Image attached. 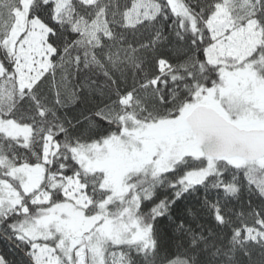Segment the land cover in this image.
<instances>
[{
    "label": "snow or ice",
    "instance_id": "obj_1",
    "mask_svg": "<svg viewBox=\"0 0 264 264\" xmlns=\"http://www.w3.org/2000/svg\"><path fill=\"white\" fill-rule=\"evenodd\" d=\"M0 264H264V0H0Z\"/></svg>",
    "mask_w": 264,
    "mask_h": 264
}]
</instances>
